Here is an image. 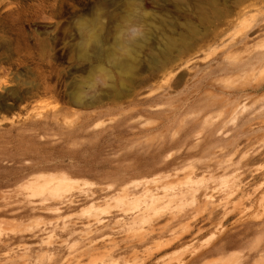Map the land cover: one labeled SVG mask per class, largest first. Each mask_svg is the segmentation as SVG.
<instances>
[{
    "label": "rangeland",
    "instance_id": "rangeland-1",
    "mask_svg": "<svg viewBox=\"0 0 264 264\" xmlns=\"http://www.w3.org/2000/svg\"><path fill=\"white\" fill-rule=\"evenodd\" d=\"M217 1L0 0V224L24 229L16 264H264V0ZM38 175L75 183L31 195ZM146 189L153 223L125 209Z\"/></svg>",
    "mask_w": 264,
    "mask_h": 264
},
{
    "label": "bare ground",
    "instance_id": "bare-ground-1",
    "mask_svg": "<svg viewBox=\"0 0 264 264\" xmlns=\"http://www.w3.org/2000/svg\"><path fill=\"white\" fill-rule=\"evenodd\" d=\"M209 1V4L211 5H215V0H208ZM217 1V0H216ZM218 3V1H217ZM251 5V3H250ZM238 6V5H237ZM242 6V5H241ZM245 6V5H244ZM246 7V6H245ZM248 7V6H247ZM245 9V8H244ZM215 13L217 15L218 18H223L224 16H229L228 14L232 11H228V10H225V11H222L220 10L219 8H215ZM233 12L234 9H233ZM238 11H236L237 13ZM238 15V14H237ZM232 16V15H231ZM237 17V16H236ZM232 19V17H231ZM236 20V18H235ZM231 20L230 19H226L225 17L223 19H221V22L220 23H225L227 25V23H229ZM242 23V21H241ZM264 24V22H263ZM262 24V25H263ZM221 26V25H220ZM264 30V29H263ZM236 38V37H235ZM93 43L95 45H97L100 41V37L99 35H94L93 36ZM245 41V40H244ZM250 43V42H249ZM241 46V45H240ZM242 47V46H241ZM255 47V46H254ZM243 49V48H242ZM248 49L250 50V48L248 47ZM252 49V48H251ZM129 51H130V47L128 45H125L123 46V55H128L129 54ZM245 53V52H244ZM247 53V51H246ZM81 56L83 57H88L89 56V50L87 49V47H85L83 49V51L81 52ZM264 68V67H263ZM264 71V70H263ZM238 108V107H237ZM75 183V181L73 179H71L70 177L66 176V175H58V176H53V175H38V176H35V177H31L28 181L25 182V184L23 185L24 189H27L28 190V193H29V190H30V194L31 195H36V194H46L48 195L49 197H52V199L54 198H62L64 197L66 194H68V191L72 188L73 184ZM227 190L231 191L233 190L232 187H228ZM71 191V190H70ZM70 193V192H69ZM145 193L148 197V199H145V201L143 202H140V201H136L138 199H132L129 203H126L128 205V208L126 207H123V209H128L130 212H128L129 214V218L131 220H139V221H144V222H149V223H153L154 219H156V215H158V213H160L161 211V208H159V204H158V196L149 191V189H146L145 190ZM28 195V194H27ZM71 195V194H70ZM173 195V194H172ZM69 197V196H68ZM78 197V196H77ZM170 197V196H169ZM172 197V196H171ZM75 198V197H74ZM66 199V198H65ZM125 199V195L123 193L119 194L117 197H116V200H123ZM170 200V198H168ZM174 199V198H173ZM75 199H73L74 201ZM172 200V199H171ZM68 201V200H66ZM77 201H78V198H77ZM174 201V200H173ZM72 201H68V203L70 204ZM140 202V203H139ZM170 202V201H169ZM66 203V202H65ZM75 203H76V200H75ZM124 203V204H125ZM161 203V202H160ZM171 203V202H170ZM66 205V204H64ZM123 205V204H122ZM164 205V204H163ZM162 206V205H160ZM165 206V205H164ZM60 207V206H58ZM56 207V208H58ZM53 209V208H52ZM55 209V208H54ZM62 210V208H59ZM58 210V209H56ZM53 212V211H52ZM58 212V211H57ZM56 212V213H57ZM60 212V211H59ZM126 214V213H125ZM124 215V214H123ZM126 222V221H125ZM7 224V223H6ZM57 224V223H56ZM157 224V223H156ZM1 225V224H0ZM63 225V224H62ZM6 226V227H5ZM3 226V224L0 226V251L2 252L1 253V256L4 257V262H7V263H12V264H16L17 262V259L21 256H19L17 258V255L15 252L17 251V248L18 247H14L15 245L13 244L14 242H23L25 240V236H24V229L23 228H19L16 224H10L8 223V227L7 225ZM150 226V224H149ZM157 227H159L158 225H155ZM152 227H153V224H152ZM165 228V227H164ZM63 229L68 231L67 233L69 232H72V227H70L68 224H65L63 225ZM158 229V228H157ZM154 230V228H153ZM152 230V232H153ZM161 230V228L159 229ZM150 232V231H149ZM230 234V233H229ZM236 234V233H235ZM238 234V233H237ZM236 234V235H237ZM228 235V234H226ZM238 236V235H237ZM235 237V235H234ZM240 237V236H239ZM231 238V237H230ZM233 238V237H232ZM145 239V238H144ZM220 239V237H219ZM236 239V238H235ZM141 239H139L140 241ZM227 240V238H226ZM238 240V239H237ZM138 241V240H137ZM138 241V242H139ZM143 241V240H142ZM224 242V239L222 240ZM229 241V240H228ZM233 241V240H232ZM137 242V243H138ZM221 242V241H219ZM227 242V241H226ZM225 242V243H226ZM236 242V241H235ZM238 242V241H237ZM236 242V243H237ZM135 243V242H133ZM140 243V242H139ZM229 243V242H227ZM231 243V242H230ZM234 243V242H233ZM11 244H13L14 246H11ZM136 244V243H135ZM20 245V244H19ZM60 245V244H59ZM58 245V246H59ZM226 245V244H225ZM17 246V245H16ZM54 247L53 249L55 251H58L60 250L61 248L60 247ZM202 246V245H201ZM220 246H222V244H218L215 243L214 245H212V248H207L205 250H199L198 251V256L206 251H216V250H219L220 249ZM224 246V245H223ZM22 248V246H20ZM30 246L27 247V250L29 249ZM203 247V246H202ZM25 250H26V247H24ZM32 248V247H31ZM30 248V249H31ZM16 249V250H15ZM222 249V247H221ZM11 250V251H10ZM27 250L25 252H27ZM33 250V249H31ZM198 250V249H197ZM29 251V250H28ZM220 251V250H219ZM18 252V251H17ZM64 252V251H63ZM24 253V252H21V254ZM29 253V252H28ZM51 253L52 250H51ZM152 253V252H151ZM150 253V254H151ZM192 253V252H191ZM150 254H148L150 256ZM79 255V254H78ZM82 255V253H81ZM147 255V256H148ZM152 255V254H151ZM60 256V255H59ZM22 257V256H21ZM25 257H27V255H25ZM43 258V256H41ZM53 257V256H52ZM56 257V256H55ZM24 257H22L23 259ZM30 258V257H29ZM41 259L40 257H37V259ZM54 258V257H53ZM68 258V257H66ZM70 258L69 257L67 260H61L62 262L60 264H66L67 262L70 261ZM148 258V257H147ZM60 259V258H59ZM64 259V258H63ZM195 259V258H194ZM36 258H34V262H35ZM58 260V259H57ZM55 260V264H58V261ZM73 261V259H71ZM148 260V259H146ZM145 260V261H146ZM21 261V260H20ZM38 261V260H37ZM42 261V260H41ZM49 261V260H48ZM190 261V260H189ZM23 264H24V260L22 261ZM155 262V261H154ZM33 263V262H32ZM36 263H39V262H35ZM46 263V262H45ZM44 263V264H45ZM49 263V262H48ZM230 262H227V263H224V264H229ZM0 264H3L1 261H0ZM18 264V263H17ZM19 264H22V263H19ZM34 264V263H33ZM50 264V263H49ZM155 264V263H154ZM157 264V263H156Z\"/></svg>",
    "mask_w": 264,
    "mask_h": 264
}]
</instances>
